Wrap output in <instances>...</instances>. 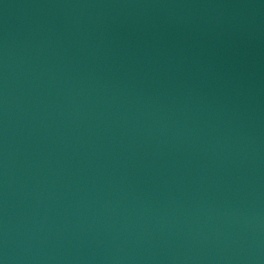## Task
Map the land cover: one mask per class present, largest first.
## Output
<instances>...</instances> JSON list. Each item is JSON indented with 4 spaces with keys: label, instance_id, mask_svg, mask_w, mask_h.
<instances>
[{
    "label": "water",
    "instance_id": "obj_1",
    "mask_svg": "<svg viewBox=\"0 0 264 264\" xmlns=\"http://www.w3.org/2000/svg\"><path fill=\"white\" fill-rule=\"evenodd\" d=\"M0 264H264V0H0Z\"/></svg>",
    "mask_w": 264,
    "mask_h": 264
}]
</instances>
